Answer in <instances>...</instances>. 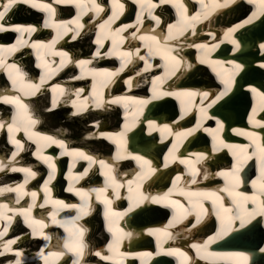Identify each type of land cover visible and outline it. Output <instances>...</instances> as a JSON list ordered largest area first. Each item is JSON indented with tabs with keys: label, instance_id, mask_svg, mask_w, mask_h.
Wrapping results in <instances>:
<instances>
[{
	"label": "bare ground",
	"instance_id": "bare-ground-1",
	"mask_svg": "<svg viewBox=\"0 0 264 264\" xmlns=\"http://www.w3.org/2000/svg\"><path fill=\"white\" fill-rule=\"evenodd\" d=\"M103 1L96 0V3L104 9V11L96 13L91 10L92 5L89 0H81L79 8L72 0H60V2L57 0H29L28 3L17 0V3L7 11L4 20L0 21V25L3 26L0 30V98L4 96L18 97L27 106L29 116L36 120L35 124L27 127V130L21 126L19 130L10 133L7 126L13 123L16 108L0 102L11 108H7V110L2 108L3 110L0 111V125H3L0 127V166H2L0 188L15 189L17 186L23 185V194L19 197L16 191H5L0 194V205L7 206L9 210L6 215L11 218L7 222L0 220V232L4 233L0 236V251L4 250L5 243L15 240V243L11 244L13 251L0 255V264H15L17 259L14 255L15 251L20 252L21 264H45L43 256H47L50 252L63 253L62 247L65 248V242L71 239L74 233H77V229L82 231L80 239L85 245L84 255L88 254L92 264H95L96 260L95 257L93 258V253L98 257V264H110L109 261L116 264L124 262L123 258L138 255V252L120 251L121 256L115 260L114 253L118 248L115 245L113 246L114 250L109 249L112 241L106 245L107 255H105L106 252H103V248H101L104 246L103 241L97 234L100 230L93 226L96 219L90 221L92 232L97 235H95L96 239L90 234L85 236L84 231L91 228V225L89 226L87 221L82 218L94 214L97 216L101 210L98 211L96 204L103 207V221L104 227H107L106 230L111 232L115 239L127 238L129 245L136 239V235L144 238L149 233H156L162 225L165 227L166 219L158 220L159 223L147 221L146 227H140V223L153 217L158 218L164 208L169 209L172 214L165 227V231L171 235L170 228L176 226L183 219V212L186 211L189 214L195 210V213L198 214L201 211L199 207L194 209L193 201L203 204L204 211L209 210L210 207L207 208V205L212 206L214 213L211 210L208 214L212 213L213 216H216L220 232L222 233L226 228L229 229L226 234L220 235L221 238L236 233L239 235L236 238L240 237L239 239L244 243L252 244L257 239L258 233L264 231V214H257L260 218L254 221L252 220L255 215L249 219L245 214L243 227L240 226L239 219L232 217L237 212L235 200L243 202V198L247 197L248 201L244 207L249 211L253 208L260 210L264 203V200L259 198L264 178L259 180L251 177L242 178V173H246L248 159L252 161L264 158V154L260 152V149L264 147L262 145L264 144V114L262 115L264 107L257 109L256 105V101L264 100V79L255 84L249 83L245 88L251 92L248 95L243 92L242 95L235 96L231 94V90L227 95L224 92L226 86L216 83V80L220 82L222 80L215 76L214 72L210 75L207 74L209 71H214L216 67L208 66V70H205L202 66L210 59H214L212 54L217 51V48L222 45L227 46L226 41L239 44L236 34L247 30L252 34L262 32L263 30L260 29H264V10L258 6V3H249V0H231L227 6L217 8H212L210 0H180L184 5L183 9L173 7L171 3L152 0L155 5L152 8V14L157 17L159 21L157 23V20L148 16V11L141 7L138 0H119L123 4V8H116L113 0H109L110 10L106 8V3ZM6 2L7 0H0V5ZM215 2L223 4L224 0H215ZM244 2L251 5V14L242 20L237 19L238 21L231 18L232 26L229 25L224 30L216 29L219 23L215 21L217 19L215 14L224 16L233 13L234 15L233 9L244 6ZM164 4H168L174 9L176 19L169 18L167 15L168 6H164ZM44 5H47L51 11L45 10ZM184 8L190 11H185ZM2 10L0 7V11ZM19 11H25L28 16L16 19V14ZM206 12L208 14L205 16ZM254 13L255 15H253ZM37 14L42 15L41 18ZM182 16L199 18L191 21V26L181 33L179 28ZM77 19L79 24L83 25L82 28L77 26ZM146 19H150L152 22L148 23ZM42 21L43 23H41ZM169 25L174 26L172 38L164 39L169 36ZM17 26L21 28V31L15 30ZM30 27L36 30L29 32L27 29ZM66 29L67 31H65ZM94 30L101 31L102 42H99L100 40L93 34L90 35ZM192 32L198 37L199 35L203 36L193 40L190 38V36L194 37ZM252 34L248 35V40L252 38ZM73 35H76V39H72ZM14 36L17 37L12 39ZM152 36H155L160 42L161 51H156L157 46L149 39ZM139 37H144V39L141 40ZM82 42L86 45L84 46ZM233 44L231 47L235 48ZM149 45H151V54ZM167 45H174V51H171V47ZM199 45L205 47H197ZM164 47L180 61V65L175 69V74H170L171 62L161 58ZM108 48L111 53L107 52ZM249 49L250 47H248ZM245 50V48H241L233 53L239 56ZM125 52L132 54L130 61L122 55ZM257 54L261 55L260 59H253L252 62L257 64L256 66L261 65L264 73V47L250 52L248 55ZM139 56H144L145 59L140 60ZM30 57L35 61L34 64ZM229 58L234 61L232 56ZM218 59L220 60V58ZM81 60L87 61V63L79 65L78 62ZM98 61L102 62L100 67H98ZM144 63L148 65L146 66ZM10 65H15V67H9ZM228 65L233 69L223 72L222 79L229 78L231 73L236 72L235 68H238L236 63ZM32 66L37 69L36 74ZM256 66L254 69H250L245 78H254L261 72L260 67ZM17 70L23 74L22 81L17 78ZM217 75L220 77L219 70ZM41 77L45 78L43 83H41ZM154 79L155 84H153ZM14 80L16 83H13ZM78 82H83L86 85L81 86ZM174 82L180 84L181 87H175ZM30 84L40 85V90L34 95L27 94L31 91L28 87ZM118 85L121 88L119 91ZM161 85L170 91L162 89ZM157 89L161 92L173 93V95H159ZM233 91L239 90L234 88ZM190 93L195 95H188ZM203 93H208V97L202 100L201 94ZM217 96L221 98L211 107H206L209 101ZM232 96L235 98L229 99ZM247 97H251L249 111L247 109V114L239 122H232L233 117L238 118L242 114ZM176 98L177 102H174ZM49 100L51 101L48 107ZM170 100L176 103L181 110L178 122L166 121V117L170 115L164 111L170 110L171 104L168 103ZM192 100L195 102L194 108L189 109ZM227 100L228 102H226ZM38 101L44 102L42 107L38 106ZM100 101L103 103L100 107H96V103ZM109 101L116 102L109 103ZM224 101L225 104H223ZM73 102H75V106ZM151 105L156 107L154 112H152ZM10 110L12 113H8ZM192 111L197 113L198 121H203L199 126H196L197 122L194 125L192 120L187 121V118L192 116ZM205 111L207 115H205ZM57 113L65 114L63 115L65 117L69 113L68 117L72 119L89 116L85 124L87 129L83 130L86 127H81V130L72 131L63 120L50 121L52 127H45L43 117H50ZM93 115L95 118H90ZM117 115L118 119L124 120V124L121 126L114 122L113 117H117ZM225 118L231 122H222ZM206 121L208 123H205ZM187 122L189 125L186 127ZM73 132L77 135L74 136L75 139L71 137ZM81 133L89 140L84 141L85 137L81 136ZM202 133L209 135L208 141L214 137L211 147L201 142L207 141L206 137L201 136ZM153 134L159 136V139L155 140ZM146 135L152 136L150 140H154L146 143L144 141ZM169 137L173 140L176 149L173 146L170 147L169 161L167 162L166 158V161H163L164 166L161 167L157 164L161 158H157L155 151L157 149L155 148L170 142ZM235 137L237 138L235 139ZM184 138L188 139L183 143ZM100 139H109L108 142L112 140L122 150L123 154L120 157L123 156L130 160L127 161L125 171H119V165H117L121 158H117V156L113 157L112 161L105 160L101 154L102 150L90 146ZM13 140L19 141L20 147H17L12 142ZM53 140L59 141V144L53 143ZM250 140L255 142L250 145ZM4 141L10 142L14 146V151L9 155L2 152ZM78 143L79 145L75 147ZM100 143L106 147L103 141ZM176 143L178 144L176 145ZM191 143L196 146L193 147ZM220 147L229 150L231 155L240 151L246 153V159L239 167L235 168V172L238 173L236 179L233 178L234 173L224 167V164L228 163L224 161L228 153L224 151L223 154L216 155ZM253 149L255 150L253 151ZM257 149L259 150L257 151ZM205 150L212 152L208 154L215 159L207 166L204 165L203 159L210 160V158L204 155V152L205 154L207 152ZM135 151H138L140 156H136ZM27 152H33L32 158L37 160L36 164L31 163V159L25 157ZM80 153L91 157V161L84 159ZM136 157L139 159H135ZM193 157L194 170L198 173V180H194V186L187 179L182 180L183 177L179 174L166 175L163 173L169 165L176 168L179 164L187 165L185 161ZM63 160L64 162L68 161V165H64L62 169ZM101 161L107 167L102 165ZM144 161H147V164H144ZM218 164L221 165L216 167ZM83 165L85 168L82 170ZM253 165L255 164L253 163ZM96 167L102 168L98 170ZM24 168L29 169L35 175L28 177L22 171L12 170ZM11 171H13L14 177H11ZM61 173L63 178L59 177ZM96 173L103 175V180L97 181V183L87 182ZM158 178L160 181L162 178L163 182L170 181L166 191L156 192L150 185L152 182L155 183ZM37 179H41V181L36 184ZM112 179L115 180V184L112 183ZM180 180H182L181 184L174 189L172 185L179 183ZM138 185L145 189V195L138 192ZM45 187L47 192L44 190ZM100 189L103 191L98 192L97 190ZM225 189L232 190L233 195H229ZM175 190H177V194L174 196ZM32 193L36 195L33 196ZM68 193L74 196L70 197ZM235 193H240L241 196L237 197ZM254 194L258 196L255 204L251 202V197ZM131 195H137L134 197H138L140 201L137 199L133 205L130 199ZM141 198H145L146 202L145 200L141 201ZM105 200L110 203L105 204ZM122 200H127V207L118 211ZM54 201H59L60 204H56ZM173 201L182 205L183 209H178L176 204L171 203ZM85 203L87 204V214H82L79 209ZM221 203L231 211L224 213L220 208ZM29 205H32L29 223L31 220H36L40 222L39 225L29 227L24 220L23 227H19V225L14 227L12 222L18 220L19 216L24 219L20 209H26ZM137 206L146 209L133 216ZM167 209L165 211H168ZM217 213H219V218ZM129 217H133V225L128 223L127 218ZM212 218H208L210 222ZM124 227L137 228L130 231L132 236L129 237L127 229ZM33 228L37 229L38 234L33 235ZM58 228H62L65 233L61 241V232ZM109 228L112 231H109ZM170 235L163 237L164 243L165 238H169ZM45 236L47 239L44 238ZM192 240L196 239L188 238L185 230H182L178 236V242H183L186 246ZM96 242H99L98 246H96ZM214 244L217 243L213 242ZM89 247L101 249L100 251L91 250ZM140 248L146 249L144 245ZM96 253H100V255H96ZM229 254H232L229 257L231 261L241 264H264V260L250 263V257L243 260L237 252L231 251ZM142 255V262L151 264V257H154L155 253L148 256V253L143 251ZM242 255L245 256L247 253L243 252ZM101 257L109 258L102 259ZM214 258L219 257L210 256L196 264H202L205 261L207 264H216ZM59 260L60 258H51L49 264H63ZM80 264L87 263L81 262Z\"/></svg>",
	"mask_w": 264,
	"mask_h": 264
},
{
	"label": "snow or ice",
	"instance_id": "snow-or-ice-1",
	"mask_svg": "<svg viewBox=\"0 0 264 264\" xmlns=\"http://www.w3.org/2000/svg\"><path fill=\"white\" fill-rule=\"evenodd\" d=\"M23 2L25 3H28L29 0H23ZM57 2H60V0H57ZM73 3L76 4V6L79 8L81 7V0H72ZM89 2L91 3L92 5V11H95L96 13H99V12H102L104 11V9L102 7H100L97 3H96V0H89ZM138 2L140 3L141 7L143 9H146L148 11V16L151 17L152 19L154 20H157V17L153 16L152 14V8L155 7V5L152 3V0H138ZM160 3H171L173 5V7H176L178 9H183L184 5L180 2V0H159ZM231 0H224V3L223 4H218L215 2V0H210V3L212 4V8H217V7H224V6H227L228 3H230ZM17 3V0H7L6 3H3L2 5H0V7H2V11H0V21H3L4 18H5V15L7 13V11ZM249 3H253V4H257L258 3V6L264 10V0H249ZM113 4L116 8H123V4H121L119 2V0H113ZM35 6V5H33ZM45 8V10L47 11H51V9L47 6V5H44L43 6ZM205 7H208L207 5H205ZM208 13H204V15L206 16ZM255 15V13L253 14ZM199 17H187V16H182V19H181V27L179 28V31L182 33L183 31H186L188 27L191 26V21H195L197 20ZM110 20L112 19L111 17L109 18ZM139 19V18H138ZM157 23H159V21L157 20ZM76 24L78 27L82 28L83 25L82 24H79V20L77 19L76 21ZM101 27H104V25H101ZM173 25H169V36L168 37H164V39H171L172 38V29H173ZM3 26L0 25V30H2ZM16 31H21V28L19 26L16 27L15 29ZM29 32L31 31H35L36 29L35 28H28L27 29ZM67 31V29L65 30ZM227 35V34H226ZM141 40L144 39V37H139ZM72 39H76V35H73L72 36ZM149 39L153 42V44H155L157 46L156 48V51H161V46H160V42L156 39L155 36H152V37H149ZM234 43V42H233ZM197 47H205L203 45H199ZM149 48H150V54H151V45H149ZM14 50V49H13ZM63 55V54H62ZM123 56L127 57L129 59V61L131 60V56L132 54L131 53H128V52H125V53H122ZM161 58L162 59H166V61H170L171 62V72L170 74H175V69L180 65V61L177 60L176 56L172 55L170 51L167 50L166 47L163 48V51H162V55H161ZM138 59L140 60H144L145 57L144 56H139ZM203 62V61H202ZM87 63V61H79L78 64L79 65H83ZM167 66V65H166ZM9 67H15V65H10ZM239 67V66H237ZM17 78L20 79L22 81L23 79V74L22 73H19V71L17 70ZM44 77H41V83L44 82ZM13 83H16V81L14 80ZM156 81L155 79L153 80V84H155ZM225 85H226V88L228 86V82L227 81H224ZM28 87L31 89V91L27 94L29 95H34L36 94V92H38L40 90V85L39 84H30L28 85ZM157 92L159 93V95H173V93H168V92H161L159 91V89H157ZM190 96L192 95H195L194 93H190L188 94ZM223 95V94H222ZM208 97V93H203L201 94V98L202 100L203 99H206ZM221 97L220 96H217L215 97V99H212L209 101V103L206 105V107H211L212 104H215ZM0 102H3L5 104H10L12 106H14L16 108V115L13 117V123L12 124H9L7 127H8V131L11 133L13 131H16V130H19V128L21 126L25 127V129L27 130V127L30 126V125H33L36 123V120L32 119L29 114H28V108L27 106L18 98V97H15V96H12V97H9V96H4L2 98H0ZM116 101H109V103H115ZM74 103V106H75V102ZM103 102L100 101V102H97L96 103V107H100L101 104ZM54 106V105H53ZM51 110V109H49ZM201 111H204V109H201ZM75 114V113H73ZM205 115H207L206 111H205ZM219 124V121L217 122ZM0 127H3V125H0ZM190 134V133H188ZM48 139H51V138H48ZM14 144L17 145V147H20V144H19V141H16V140H13L12 141ZM53 143H57L59 144V141H55L53 140L52 141ZM62 147V145H61ZM260 152L262 154H264V147H262L260 149ZM81 156L84 157V159L86 160H90L91 161V157L89 156H86L84 155L83 153H80ZM13 156H15V153H13ZM117 158H121L119 155ZM135 159H139V157H136ZM102 165H104V162L101 161L100 162ZM144 164H147V161H144L143 162ZM105 167H107V165H104ZM0 170H2V166H0ZM13 171H22L26 174V176L28 177H31V176H34L35 173L31 172L29 169L27 168H24V169H12ZM109 179H111V177L109 176ZM26 182V181H25ZM112 183L115 184V180L112 179ZM22 189H23V185H19L17 186V188L13 189V188H0V194H2L3 192L5 191H16L17 192V195L18 197L21 196L23 193H22ZM46 192H47V188L45 187L44 189ZM98 192H102L103 190L100 189V190H97ZM225 191H228L229 195H233V192L232 190L230 189H225ZM79 194V193H78ZM33 196H35L36 194L35 193H32ZM235 195L237 197L241 196L240 193H235ZM258 196L257 194H254L252 197H251V202L253 204L256 203V200H257ZM259 198L261 200H264V185H261V191L259 193ZM219 199V198H217ZM248 201V198L247 197H244L243 198V202H241V200H235L234 203L236 204V209H237V212H236V215L234 217H232L233 219H239L241 221V227H243L244 223H245V220H244V215L246 214L247 217L249 219H251L254 215H257V214H264V203H262L261 207H260V210L259 212H257V210L255 208H253L251 211H249L246 207H244V204L247 203ZM54 203L56 204H60L59 201H54ZM105 204H109L110 201L108 200H105L104 201ZM171 203H174L176 204V207L178 209H183V206L180 205L178 202H171ZM63 206V205H62ZM31 207L32 205H29L28 208H21L20 209V212L21 214L24 216V220H25V223L28 224L29 227L33 226V225H39V221H36V220H31V222L29 223L30 221V210H31ZM74 207V206H73ZM194 207H199L201 212L204 211V208H203V205L202 204H197L195 205ZM220 208L222 209V211L224 213H228L231 211V209L229 208H225L223 203L220 204ZM9 209L7 208L6 205H0V220H5L6 222L8 220H10L11 218L8 217L6 215V212L8 211ZM12 211H15V210H12ZM79 211L82 213V214H87V204L85 203L80 209ZM184 214H187V212L185 211ZM218 215V218H219V213H217ZM197 222H199L200 220V214L198 213L197 214ZM53 220L55 222V217L53 216ZM229 229L226 228L222 233H218L217 235L220 236V235H224L227 233ZM109 231H112L111 228H109ZM38 234L37 233V229L36 228H33V235H36ZM4 235L3 232H0V236ZM162 235L167 237L169 236L170 234H168L166 231L162 232ZM80 236H82V231L77 229V233H74L72 235V238L69 239L68 241L65 242V245L64 247L68 250V252H71L73 255L77 256L78 259L76 261L73 262V264H80V259L79 258H82L83 255H84V249H85V245L83 244L82 240L80 239ZM45 239H47V236L44 237ZM215 238H209L208 241H205L203 244L201 245H196V244H193L192 247L197 249L198 252H205L207 253V246L209 243L213 242ZM15 243V240H11L7 243H5L4 245V250L3 251H0V255H5L7 252H12V248H11V244H14ZM116 247L118 248V244L116 245ZM158 247H159V243H158ZM109 249L110 250H114V247L113 245H109ZM165 255H178V256H181L184 258L185 261L188 260V257L184 255L183 252H180L179 249H172V250H169L167 252L164 253ZM14 255L17 257V259L15 260V264H21L20 262V259H19V256H20V252L19 251H15L14 252ZM64 253L62 252H50L48 253L47 256H43V259H44V262L45 264H49V260L51 258H54V259H59L61 256H63ZM96 255H100V253H96ZM213 254L212 253H207L206 256H202L201 258L203 259H206L208 256H212ZM102 259H108L109 257H101ZM241 259L243 260H246L247 258L246 257H241Z\"/></svg>",
	"mask_w": 264,
	"mask_h": 264
},
{
	"label": "rangeland",
	"instance_id": "rangeland-1",
	"mask_svg": "<svg viewBox=\"0 0 264 264\" xmlns=\"http://www.w3.org/2000/svg\"><path fill=\"white\" fill-rule=\"evenodd\" d=\"M21 16H28V15H26V12L25 11L24 12L23 11H19L16 14V17L15 18L17 19L18 17H21ZM82 44L84 46L86 45L84 42H82ZM87 46H89V45H87ZM37 104H38L39 107H42V104H44V102L43 101H38ZM67 112H69V111H67ZM63 115H65V114L57 113V114L51 115L50 117H43L44 118L43 119L44 126L45 127H48V128H51L52 126H50L51 125L50 124L51 123L50 121H53V120H59V121L60 120H63V121H65V123H67V126L72 131H76V129L81 130V127H86V128H83V130L87 129V125L85 126V124L87 123V117H89V116L83 117L81 119H74V118L72 119V118L68 117L69 116V113L66 114L67 117H65ZM90 118H95V115L90 116ZM74 136H77V135H75V133L73 132L72 135H71V137L75 139ZM77 139H78V137H77ZM102 145H104V144H97V143H95L94 145H90V146H92V148H94V149H98V150L100 149V150L103 151V149L106 148V147H103ZM97 234L102 237V231L101 230ZM95 235H96V233L93 234V238L94 239H96L95 238Z\"/></svg>",
	"mask_w": 264,
	"mask_h": 264
},
{
	"label": "water",
	"instance_id": "water-1",
	"mask_svg": "<svg viewBox=\"0 0 264 264\" xmlns=\"http://www.w3.org/2000/svg\"><path fill=\"white\" fill-rule=\"evenodd\" d=\"M262 260H264V256H262V258H261Z\"/></svg>",
	"mask_w": 264,
	"mask_h": 264
}]
</instances>
